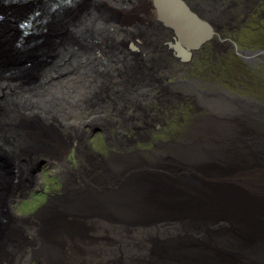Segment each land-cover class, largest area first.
<instances>
[{"label":"bare ground","instance_id":"1","mask_svg":"<svg viewBox=\"0 0 264 264\" xmlns=\"http://www.w3.org/2000/svg\"><path fill=\"white\" fill-rule=\"evenodd\" d=\"M156 1L167 19L178 22L184 17L182 6L198 16L205 0ZM4 2L0 4V37L11 41L0 40L1 58L13 59L8 54L13 45L42 50L40 45L50 37L69 49L58 54L44 50L19 63L0 61V73H5L0 75V110L11 116L10 126L22 115H33L47 125L58 117L72 132H63L71 143L62 144L58 153L39 154L25 150L35 140L32 135H14L7 144L15 156L3 197L8 204L14 202L22 190L17 187L21 174L29 167L35 169L29 187L41 184V158L49 159L50 166L68 163L73 145L80 147L88 168L81 172L75 191L51 210L54 221L45 232L38 223L24 228L23 243L32 240L31 250L45 264H73L78 258L100 261L96 264H264V112L258 106L251 107L253 111L243 104L213 108L215 112L192 125L188 138L184 134L186 139L178 143L116 154L106 162L96 155L94 160L91 153L94 164L84 157L90 134L81 130L84 125L96 120L115 135L118 128L133 123L124 116V108L151 100L152 96L143 93L158 90L159 61L152 55L154 51L166 55V41L172 35L179 37L180 32L152 17L153 0H67L39 14L41 21L29 30L32 34L22 22L32 14L28 12L43 10L46 0ZM120 12L126 18L115 17ZM78 13L73 26L66 27L69 21L65 24L68 30L53 32L57 20L66 22ZM132 44L136 49H131ZM39 59L45 61L42 73L28 87L16 85L14 66L25 63L30 71ZM133 65L148 66L141 73L150 75L152 82L132 84L139 78L136 69L129 74ZM124 90L127 94L121 98ZM98 93H106L101 95L103 101L89 107L87 102ZM115 112L120 113L116 122L112 119ZM115 138L126 144L119 136ZM11 186L18 191L12 192ZM13 214L11 225L18 220ZM88 220L93 225H87ZM80 226L93 234L86 237ZM116 242L119 251L106 247ZM18 247L22 250L21 245L10 247L15 264H30ZM97 251L100 260L94 254ZM18 255L27 258L22 263ZM0 264L9 262L3 258Z\"/></svg>","mask_w":264,"mask_h":264},{"label":"rangeland","instance_id":"2","mask_svg":"<svg viewBox=\"0 0 264 264\" xmlns=\"http://www.w3.org/2000/svg\"><path fill=\"white\" fill-rule=\"evenodd\" d=\"M6 3L4 2V0H0V4ZM32 7V5H31ZM106 10V9H105ZM111 9H107V12H110ZM113 11V10H112ZM111 11V12H112ZM114 14V13H113ZM124 14V15H123ZM115 16V15H114ZM126 13H117L115 17H123L126 18ZM79 18V13L77 16L73 15L70 16L66 22H53L55 25L54 33H57L59 31H66L68 30L66 28L65 30V24H67V22L69 21V24H67L66 27H68L69 25L73 26V23ZM57 23V24H56ZM17 26V24H16ZM69 26V27H71ZM64 27V28H63ZM68 27V28H69ZM5 37V36H4ZM4 37H0V40L4 41H11L7 38ZM51 40H53V38L51 39L48 38L46 41H44L43 44L40 45V48H43L42 50H39V48L37 47L36 49L34 48H26V49H22V48H18V46L16 45V47L13 45V47H9L8 49L10 51H8V54H11V57L13 59H3L1 58V52H0V61L7 63V62H11L14 61V63L18 62V60H23V58H25L27 55L28 56H37V54H41L42 51L44 50H49L50 52H54L57 53L62 51V50H67L69 49V46H66V44H62L55 42L53 40V42H51ZM65 41V40H64ZM63 41V42H64ZM43 42V41H42ZM41 42V43H42ZM248 42V41H247ZM36 44V43H35ZM34 44V45H35ZM247 43H245L246 45ZM244 45V46H245ZM232 52V54L230 53ZM205 57L200 61V64H202L203 69L205 70V72H207V78L210 79L213 82H217L218 79H221V82H229L235 83V79L231 76V74H229L230 70H229V65H231V63L235 60V61H239V58L236 57L234 55V51L232 49H229V53L225 56H220L218 55L215 59L214 58H210V56L208 55L207 52L204 53ZM16 56V57H15ZM7 60V61H6ZM39 63H37L34 66L33 70H28L27 68H25L24 64L22 63L21 65H16L14 66V69L17 70L16 75H14L13 77V81H15L16 85H22V87H28L29 84H31L32 82H34V80L32 79H36L35 77L40 75L42 73V71L44 70V59H39L38 60ZM264 65V64H263ZM243 66V65H240ZM32 66H30L31 69ZM247 66H245V69H249ZM258 67L261 68L262 66H256V70H253L252 67H250L249 70L252 71H247L248 73H252L253 77L257 78H263L264 79V75L260 76L258 74ZM1 68V66H0ZM27 69V70H26ZM220 69V70H219ZM264 70V68H262ZM26 70V72H25ZM244 73V72H243ZM241 73V75H244L246 79V75ZM4 72H1L0 75H4ZM241 75H239V81H243L240 77ZM213 77V78H211ZM232 77V78H231ZM262 79V80H263ZM244 82V81H243ZM264 83V81H263ZM246 88H248L247 86H245ZM101 98V97H100ZM94 100H90V104L94 103ZM262 106L257 107L256 109L261 110L264 112V102L261 103ZM86 106V105H83ZM90 107V106H89ZM194 108V106H191L189 104V108ZM248 109V106H246ZM2 109V108H0ZM255 109V110H256ZM3 110V109H2ZM2 110H0V127H8L10 126L8 123V120L10 119V115H3L5 114V112H3ZM249 110V109H248ZM191 111H194L193 109L190 110H179L176 109L174 111H167V112H157V113H151L154 117H156V120H153L150 118L149 121H147L145 124L141 121V120H137V122L135 123L133 121L132 126L126 128V130L122 131L124 135H129V136H133L135 139L140 138V136H138V132H137V128L136 126H143L144 128L147 127L148 128H153L155 133L151 136V137H147L148 135V131L143 130L142 132L144 134H146V136H141V141H137L136 142H131L133 144L136 145H132V149L131 148H121L122 146L118 143H116L115 141L111 140V136L108 133V130H103V127L101 126V123H97L96 120H94L93 124L90 126L84 125L83 129H81L82 131L85 132H89V136L87 137V144L84 145L87 148V151H84V157L85 159H88V162L94 164V158L96 155L98 157L99 160H101L102 162H106V160H108L111 156L119 154V155H127V153L129 152H134L137 151V149H154V147L156 145H158V143L160 142H165V143H178L179 141H184L186 139V137L188 138V134L190 133L191 128L193 127L192 125H194L195 123H197L198 121H200V119H203L204 117H200V119H196L194 121H189L191 118H193ZM201 111V110H199ZM196 111V112H199ZM130 112L135 113L134 108H132L130 110ZM199 114V113H196ZM211 114V113H210ZM138 116V114H137ZM211 116V115H208ZM207 117V116H205ZM36 118V117H34ZM34 118L32 119V122H35V124H40L41 121L37 118V120H34ZM58 118V117H57ZM56 118V119H57ZM55 119V120H56ZM139 119V118H137ZM53 120V122H56L55 124L51 125V128H47L46 130H50L53 128H55L57 130V128L60 130V132H66V131H70L72 132L71 127L66 126L63 123H59L58 121ZM12 121V120H11ZM17 120H15L14 126H18L20 122L18 120V122H16ZM135 127V128H134ZM128 129V130H127ZM54 130V129H53ZM116 129H113V132H115ZM55 131V130H54ZM67 133V132H66ZM184 134H186V137H183ZM52 136V135H51ZM64 138L66 140H63L64 144H69V138L65 137ZM56 139H58V136H56ZM71 143V142H70ZM78 148L80 149V147H77L75 145H73L71 147L70 150V155H68V163H64L65 165H69V167L63 165H52L50 166V164H48V160L47 158L44 156L42 158L46 159L47 162L42 164V171L41 173H39V175L41 176L40 182L41 184H37L35 186H33L32 188H30V184H31V180H32V176H30L31 171H30V167H29V171L25 174H21L20 180H22V190L17 192L15 194L16 197L14 202L10 204L11 209H14V215L15 217H17V222L12 224V229L9 231V235L7 236V238L3 237L2 239H0V243H1V257L5 258L6 255V248L7 250H10V247H12V249L14 248L15 245H21L22 246V250L18 247L17 251H23V253L25 252V255L28 256V259L31 261L30 264H45V262L43 261V258H41V256L39 255H35L34 254V250L32 249V240H30L29 242L23 243V234H25V231L27 229L24 228H30L33 227L34 225H37V223L39 224V228L44 230H46V228L51 224L52 221H54L53 218V213H52V209H54V206L57 205V203H59V201H61V199H64V197L66 195H68V193H70V191H75V187H76V183H80L81 180V172H85L88 170V168H86V164L83 162V156H81V152H79ZM82 150V149H81ZM59 152V149L57 150ZM92 153V158H90V155ZM49 158V157H48ZM42 161V159H41ZM70 168V169H69ZM69 170H71L70 172H68ZM67 171L68 173H65ZM4 171H1L0 169V188L2 187L3 189H0V198L2 197V194H4V187H5V179L7 178L4 173ZM79 172V173H78ZM12 188V192L14 191H18L15 186H11ZM9 190V189H7ZM1 200V199H0ZM66 219L71 221L73 220L72 217L70 216H66ZM65 220V219H63ZM89 221V220H88ZM90 223H87V225H93V223H91L92 221H89ZM86 225V227H87ZM81 227V232H83V234L88 237L89 235L91 236L93 234V231H91L89 228L86 229V227L84 226H80ZM87 230V231H86ZM23 232V234H22ZM32 234H34L32 232ZM83 235V236H84ZM16 243H14V241ZM108 249L111 250H116L119 251L120 249V243L116 242L113 244H109L106 246ZM111 247V248H110ZM12 253V251H11ZM13 254V253H12ZM35 256H34V255ZM60 254L62 255V251L61 253H58V257L60 256ZM96 258L98 259L100 256V251L95 252L94 253ZM27 256L24 258V260L21 259V255H18V259L20 262H24L27 258ZM58 259V258H57ZM101 258H99L100 260ZM59 260V259H58ZM7 262H9V264H15L16 262H14V259L12 256H10L7 259ZM80 262V263H79ZM100 261H87V259L84 258H78V261H76L73 264H96L99 263ZM59 264V263H58Z\"/></svg>","mask_w":264,"mask_h":264},{"label":"flooded vegetation","instance_id":"3","mask_svg":"<svg viewBox=\"0 0 264 264\" xmlns=\"http://www.w3.org/2000/svg\"><path fill=\"white\" fill-rule=\"evenodd\" d=\"M198 8L197 15L209 26L210 37L196 49H186L185 57L180 56L167 43L165 44L166 55L159 51V53L154 52L152 57L156 58V62L159 61L157 64L160 67L157 77L158 90L156 93L148 91L143 93L144 96L146 94L152 96L151 100L146 98L145 101L128 104L124 108V116L127 115L131 119L130 124L132 121L136 123L137 120H141L145 124L150 118L156 120V117L151 113L176 109H193L194 111L191 113L195 115L189 120L191 122L215 112L213 108L243 104L253 111L254 109L251 107H260L264 102V79L260 77L256 79L252 73L247 72L252 71L249 70L250 67L257 71L256 66H262L258 67V74L264 75L262 69L264 68V0H205L200 3ZM202 9H209L211 12L207 14ZM175 36L172 35L168 41L175 42ZM245 43L247 44L245 45ZM229 49H232L234 55L240 60V62L234 60L228 66L229 74L235 79V83H224L225 81L221 82V79H218L217 82L211 81L200 64V61L205 57L204 53L207 52L210 58L215 59L218 55H227ZM230 53L232 54V52ZM245 66L249 69H245ZM241 73L246 75V79ZM239 75L244 82L239 81ZM189 104L194 108H189ZM132 108L135 113L130 112ZM139 109L142 111L140 112ZM119 114L118 112L114 113V117H112L114 122H116L115 117ZM137 114H144L145 117L141 116L137 119ZM128 127L118 128V133L111 136V140L120 144L121 148H131L132 145H136L131 142L138 143L137 141H141V136H146L142 132L146 130L143 126L134 127L137 129L138 136L141 135L140 138L135 139L132 135H124L122 131ZM146 131H148L147 137H151L155 133L153 128L147 127ZM117 136L126 144L122 145L115 138Z\"/></svg>","mask_w":264,"mask_h":264},{"label":"water","instance_id":"4","mask_svg":"<svg viewBox=\"0 0 264 264\" xmlns=\"http://www.w3.org/2000/svg\"><path fill=\"white\" fill-rule=\"evenodd\" d=\"M153 7H152V17L160 19L165 25L169 26L170 28L178 31L179 30V37L175 36V42L171 43L172 47L176 52L182 56L185 57V51L186 49H196L198 46L203 44L205 41H207V38L210 37L211 31L209 29V26H207V23H205L200 17L194 15L192 12L188 11L187 7L184 5L182 6L184 17L181 18V21H173L169 20L165 16L164 10L161 9V7L158 4V1L153 0ZM193 16L192 18L189 16ZM203 30L202 32H199ZM131 49H136V47L133 46ZM134 68H131L129 70V74L131 70H133V73H136L134 69L137 70V73H139V78L138 80L133 81L132 84L137 83V82H146V81H151L150 75H146L144 73H141L145 68L148 66H138V65H133ZM158 66V64L156 65ZM152 68V67H150ZM140 80V81H139ZM152 82V81H151ZM130 85V84H129ZM106 93H101V95H105ZM127 93L124 92L120 95L121 98H123ZM100 93H98L95 98H90L91 101L94 100L95 102L90 104V100L87 102L90 107H93L96 103H99L103 101L102 96ZM102 99H101V98ZM88 109V107L86 108ZM30 114V113H29ZM4 115V114H3ZM33 115L26 117L24 115L21 116L19 119L20 122L18 126H14V124H11V126L8 127H0V138L2 139L1 141V146L0 147V167L3 168L5 171V176L7 177L6 180L9 178L8 176L10 175V167L13 166V160H14V153L11 152L10 150H7V144L12 140L13 136L16 134H21V136L29 137L32 135L35 140L32 141L30 146H26L25 150L29 154H39L41 151H46L47 153H58V149L64 144L63 140H66L64 138L67 137L63 132H60V130L57 128L52 127L50 130H46L47 128H51V125L55 124L56 122H52L51 125H47L43 122L40 124H35V122H32ZM55 118V117H54ZM56 119V118H55ZM34 120H37V118H34ZM58 118L55 120L57 121ZM60 124L62 123L59 122ZM9 124L10 123H6ZM55 131H54V130ZM52 135V136H51ZM56 136H58V139H56ZM70 143V142H69ZM36 157H34L33 160H35ZM26 158H22V160H25ZM42 161L39 162L42 167L44 163L47 162L46 159L41 158ZM31 160V161H33ZM15 162V161H14ZM13 163V164H12ZM35 169L31 170V173H34ZM20 186H17L19 190L22 189V183L19 184ZM13 188V187H12ZM1 189H3L1 187ZM2 197L0 198V210L3 209L0 213V239L3 237L7 238L9 235V231L12 229L11 225V214H13L12 210L10 209V204H8V198L7 197ZM11 212V214H10ZM8 234V235H7ZM23 234V232H22ZM14 241V240H13ZM14 243H16L14 241ZM6 255H5V260H7L10 256L13 257L11 252L9 250H5ZM1 243H0V261L3 259L1 257Z\"/></svg>","mask_w":264,"mask_h":264}]
</instances>
